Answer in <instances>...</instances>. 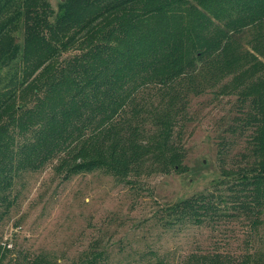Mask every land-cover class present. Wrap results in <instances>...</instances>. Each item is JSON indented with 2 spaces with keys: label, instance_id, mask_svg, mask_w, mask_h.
Listing matches in <instances>:
<instances>
[{
  "label": "trees",
  "instance_id": "trees-1",
  "mask_svg": "<svg viewBox=\"0 0 264 264\" xmlns=\"http://www.w3.org/2000/svg\"><path fill=\"white\" fill-rule=\"evenodd\" d=\"M210 93L236 98L222 132L245 146L229 159L221 137L223 178L158 219L242 225L241 255L197 251L179 264H264L250 241L264 223V0H0V224L23 178L48 165L64 182L101 172L131 187L184 172L189 110ZM88 249L80 264H108L104 248ZM9 252L0 244V264H52Z\"/></svg>",
  "mask_w": 264,
  "mask_h": 264
},
{
  "label": "rangeland",
  "instance_id": "rangeland-1",
  "mask_svg": "<svg viewBox=\"0 0 264 264\" xmlns=\"http://www.w3.org/2000/svg\"><path fill=\"white\" fill-rule=\"evenodd\" d=\"M49 2L57 10L59 0ZM17 37L20 43L21 32ZM249 39L244 33L240 41L245 45ZM235 101L211 93L193 101L184 172L155 175L135 187L101 172L64 182L50 165L27 174L19 186L18 205L0 224V244L10 249L6 259H21L29 252L43 255L52 264H80L94 244L105 249L108 264H179L197 251L241 255L245 236L238 222L221 223L214 230L209 223L162 226L158 219L160 207L207 191L223 178L217 162L221 137L226 145H234L229 159L244 148L242 138L231 142L222 132ZM250 241L253 247L264 248V223Z\"/></svg>",
  "mask_w": 264,
  "mask_h": 264
},
{
  "label": "water",
  "instance_id": "water-1",
  "mask_svg": "<svg viewBox=\"0 0 264 264\" xmlns=\"http://www.w3.org/2000/svg\"><path fill=\"white\" fill-rule=\"evenodd\" d=\"M61 1H63V0H61Z\"/></svg>",
  "mask_w": 264,
  "mask_h": 264
}]
</instances>
